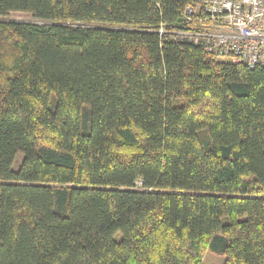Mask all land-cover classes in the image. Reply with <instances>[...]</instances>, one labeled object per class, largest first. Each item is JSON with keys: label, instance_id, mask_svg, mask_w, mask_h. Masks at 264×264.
Wrapping results in <instances>:
<instances>
[{"label": "trees", "instance_id": "trees-1", "mask_svg": "<svg viewBox=\"0 0 264 264\" xmlns=\"http://www.w3.org/2000/svg\"><path fill=\"white\" fill-rule=\"evenodd\" d=\"M202 1L0 0V264H264V67Z\"/></svg>", "mask_w": 264, "mask_h": 264}, {"label": "built area", "instance_id": "built-area-1", "mask_svg": "<svg viewBox=\"0 0 264 264\" xmlns=\"http://www.w3.org/2000/svg\"><path fill=\"white\" fill-rule=\"evenodd\" d=\"M184 37L219 57L264 67V0H203L187 6Z\"/></svg>", "mask_w": 264, "mask_h": 264}, {"label": "rangeland", "instance_id": "rangeland-1", "mask_svg": "<svg viewBox=\"0 0 264 264\" xmlns=\"http://www.w3.org/2000/svg\"><path fill=\"white\" fill-rule=\"evenodd\" d=\"M219 59L229 60V58L227 57H220ZM21 158H22L21 153H18L15 156L13 164H12V169H15L17 167ZM224 259H225V256L223 254L215 253L210 250H207L206 253L204 254L203 261H204V264H222L224 262Z\"/></svg>", "mask_w": 264, "mask_h": 264}]
</instances>
